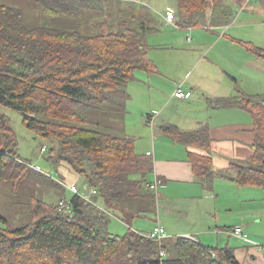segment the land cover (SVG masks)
<instances>
[{
	"label": "trees",
	"instance_id": "1",
	"mask_svg": "<svg viewBox=\"0 0 264 264\" xmlns=\"http://www.w3.org/2000/svg\"><path fill=\"white\" fill-rule=\"evenodd\" d=\"M37 1L44 15L64 14L67 28L31 26L22 9L0 0V186L5 182L18 193L22 183L33 181L30 162L18 154L11 118L2 110L9 107L22 111L24 123L46 141L42 151H48L56 168L68 162L84 175L83 187L97 192L81 196L61 177L56 180L58 197L33 192L26 203L12 201L23 211L15 217L0 213V264H242L232 246L206 245L187 235L158 242L132 228L122 235L109 230L114 216L131 224L137 216H147L145 200L152 207L159 198L148 185L151 157L137 152L134 140L114 133L105 117L116 98L126 107L127 86L138 71L158 69L148 40L161 21L158 14L143 4L140 15L130 14L135 0ZM232 1L244 0H177V24H230L236 14ZM92 14L102 18L84 20ZM253 50L264 57V49ZM209 103L252 114L247 163L233 160L230 168L241 184L264 188V94L243 92L210 98ZM210 129L165 127L173 139L190 147L195 176L208 188L217 177ZM67 188L74 193L69 199ZM60 199L69 200V206L59 209Z\"/></svg>",
	"mask_w": 264,
	"mask_h": 264
},
{
	"label": "crops",
	"instance_id": "2",
	"mask_svg": "<svg viewBox=\"0 0 264 264\" xmlns=\"http://www.w3.org/2000/svg\"><path fill=\"white\" fill-rule=\"evenodd\" d=\"M232 4L235 6L236 14L230 24L217 28L199 27L206 31L203 40L199 41L195 36L191 38L187 35L188 41L181 48H177L178 53L169 51L165 55H159L158 48L167 50L169 47L151 44V51L154 52L152 58L158 63L156 64L158 69L151 73L138 71L129 92L132 102L136 103L139 97H142L141 101L144 103L147 101L141 112H147L148 115L142 116L137 127L133 117H122L132 134L124 131L125 123L122 120L114 131L119 130L118 135H126L134 140L136 151L140 154L152 151L148 156L153 163V169L149 172L153 180L149 181L153 182L159 178V184H163L160 195L164 199H184L182 208L176 206L178 214L181 212L188 218L191 209L196 208L197 202L204 203L200 215L194 214V219H190L192 223L187 229L171 228L169 231L159 220V223L167 228L168 237L180 234L196 237L206 245L232 246L242 264H264V195L257 200L258 192L248 191L254 190L251 188L254 186L245 185L250 187L239 189L233 183L232 196L236 201L232 202L229 199L220 202L215 188L210 192L208 187L202 186L204 183L197 180L190 161V147L173 139L165 131L168 125H176L186 131L195 130L203 125L209 126L213 140V165L216 169L230 168L233 160H239V157L244 158L251 153L250 143L253 141L254 127L252 114L239 107L214 108L209 103L210 98L230 97L243 92L264 94V57L253 50L254 47L264 49V0H251L247 3L232 1ZM158 16L161 20L159 26L170 23L169 25L175 28L197 30L193 26L184 27L179 23L175 25L169 22L163 13ZM151 39V34H148L149 42ZM212 51L215 58L221 56L227 62L220 63L210 57ZM193 53L194 62L187 64L186 61L192 58ZM159 56L163 57V64L160 63ZM206 61L209 66L203 64ZM197 71L198 77L193 78ZM162 79L168 83L166 89ZM178 87L184 90V97L175 95ZM138 107L141 106L138 104L131 106L132 110ZM165 109L167 112H164ZM157 110V114H154ZM140 126L143 128L142 131L137 129ZM60 169L67 183L72 184L76 181L75 178H78L77 172L68 162L62 161L57 170L61 172ZM234 173L236 174L232 171L230 175L233 176ZM234 180L227 176L224 179V187L228 186L226 182ZM173 190L177 192L172 193ZM204 198L210 199L203 201ZM171 209L172 211H169L166 208V214H171L173 208ZM223 209H236L234 217H222L220 212ZM238 224L244 226L247 238L232 233L231 229ZM213 226L217 231L212 232ZM224 226L229 235L221 230Z\"/></svg>",
	"mask_w": 264,
	"mask_h": 264
},
{
	"label": "rangeland",
	"instance_id": "3",
	"mask_svg": "<svg viewBox=\"0 0 264 264\" xmlns=\"http://www.w3.org/2000/svg\"><path fill=\"white\" fill-rule=\"evenodd\" d=\"M4 2H6L9 5L18 7L20 9H22L25 13L26 16V20L28 24H31V26H38V25H49L52 27H60V28H67L65 25V18H64V14H60V15H44L43 11L40 9V5L39 2L37 0H2ZM134 1V0H131ZM138 3L141 4H134V8L133 10L130 12V14H137L140 15L141 12V7H143V5H148L146 7V9H148L149 11L154 12L155 14L160 15V13H164L165 10L167 9L168 6L173 7L174 9H177V0H135ZM134 1V2H135ZM245 1V0H244ZM106 3L108 4H112L113 0H106ZM143 4V5H142ZM145 7V6H144ZM149 7V8H148ZM152 8V10H150ZM134 9H136L134 11ZM91 11L86 12V15L88 13H90ZM129 13V12H128ZM97 18H102L101 14H92L91 16H85L84 20H91V19H97ZM178 18V16H177ZM47 19V20H46ZM73 19L71 17H67L66 18V22L71 23ZM113 22L116 23V19H112ZM179 21V20H178ZM170 23H164L160 26H158L157 30H153L151 31L149 34H151V44H158L159 47H169L167 48V50L165 48H158L159 50H157L159 55H165L167 53H169V51H173V53H178L179 50H177V48H181L183 46V44L187 43V35H189L191 38L192 36H195L197 38V40L202 41L205 35V30L203 28H199L196 27L195 29L197 30H192L191 29H183V28H175L171 25H169ZM182 31H185L184 33ZM195 31V32H194ZM205 31V32H204ZM194 32V34H193ZM196 42V41H195ZM176 47V48H175ZM171 49V50H169ZM194 55L195 53H193L192 58L188 59L186 61L187 64H192L194 62ZM150 56L153 57L154 56V52L150 51ZM210 57H212L213 59L217 60L220 63H223V61L227 62L225 59H223L221 56H217V58H215V54L212 51L209 54ZM220 57V58H219ZM154 58V57H153ZM152 58V59H153ZM154 60V59H153ZM159 60L160 63L163 62V57L159 56ZM155 61V60H154ZM156 62V61H155ZM159 63V64H160ZM156 64H158L156 62ZM163 64V63H162ZM203 64H208V66L210 65L209 63L204 62ZM173 67V65H171ZM199 74V71H197L194 75L193 78H197ZM166 77V76H165ZM215 78H217L215 76ZM164 82V87L165 89L168 87V83L167 81L163 80ZM132 81L129 82L128 84V90L130 92V85H131ZM189 91H186V93H188ZM144 97V96H143ZM142 100V97H139L137 99V102H132V100L130 98L127 99V103H126V107H125V102H124V106L122 107V102L120 98H116L114 101L110 102L109 106V112L105 115L106 118L110 119L111 125L114 129H117L120 126L121 120L122 118H120L118 115L120 113L125 112V114H123L124 118L127 117H133L134 118V122H136V126L140 125L139 123L141 122L142 116L147 117L148 113H142V109H144V106L147 105V101L146 103H144ZM134 104H138L141 107H138L137 109L132 110L131 106ZM2 110L4 112H6L9 117L11 118V124L13 129L17 132L18 135V154L19 156L25 160V161H29L32 167V178L33 181H26L24 183L21 184L19 192L15 193L13 192L12 185L10 184H5V182L1 183L0 186V213L5 214L7 216H11V217H15L17 215H20V213L23 210H20V208H18V206L12 204V201H17V200H23L22 203H26L31 197L30 194L35 192V194H37L38 196L42 197V198H47V194L49 192H55V197L59 196V189H58V182L56 180H60L59 178L61 177H65L63 175V172L61 170L58 171L56 166L53 165L49 160H48V156L49 153L48 151H42V147L45 145L43 143H46V141L44 139H42L41 137H38L37 134L34 132V130H32L30 127H28L25 123H24V117L25 114L20 111V110H16L13 108H9V107H3ZM158 110L156 112H154V114H157ZM164 112H167V109H165ZM122 116V117H123ZM123 121V120H122ZM123 123H125L123 121ZM112 129V130H114ZM128 126L125 123V127H124V131L126 133L132 134L131 132L128 131ZM137 129H139V131H142L143 128L142 126L138 127ZM158 130V128H157ZM150 131H151V127H150ZM120 131L116 130L114 131V133L118 134ZM138 134V133H137ZM146 135V134H144ZM142 135V136H144ZM126 136V135H125ZM240 159V163L242 164H246L247 162L245 161V157H239ZM34 165V166H33ZM216 174L217 177L213 180L211 187L209 188L210 192L214 191L215 188V193L218 194L217 199H219L220 202H226L227 200L231 199L232 202L236 201L235 198H233L232 194L233 190H232V186L233 183H235L236 188L239 189H246V187H250V186H245V184H241L240 182H238L237 180H234L233 182H226L228 185L227 187H224V179L228 177H234V175H230L232 173V171H235V169H231V168H227V169H216ZM35 171V172H33ZM78 178H75L76 181L73 182L70 186L72 185H78V187L80 189L83 188V186H85V177L82 174L77 173ZM149 180H153V176L151 173H148ZM68 179V178H66ZM219 179V181L217 182V180ZM157 181L158 185L157 188H150L151 192L155 193L158 195V199H153V206L151 207L150 205V200L147 199L145 200V202L143 204L144 208L147 209L146 213L147 216H137L136 218H134L131 222V224L126 223L125 221H123L122 219H120L117 216H114L109 224V230L111 232H113L114 234L117 235H122L125 232H127L129 230V228L135 229L137 231H140L142 233H148L150 232L156 225L159 224V220L162 221L166 227H168V230L170 231L171 228L173 230H176L175 228H180V229H187L188 226H190V224L192 222H190V219H194V214L196 215H200L201 211L204 208V203H199L197 202L196 204V208H192L191 209V214L190 216L187 218L186 216H183L181 212H179V214L177 213V208L176 206H179L182 208L183 205V200L184 199H171V198H166L164 199L161 195H160V191H161V187L163 186V184H159V178L155 179L153 182ZM69 184V183H68ZM223 185V186H220ZM202 186L205 188V185L202 184ZM254 187V190H251L249 188L248 191H257L258 195H257V200H260L262 198V195H264V188L260 187V186H256V185H252ZM207 187V186H206ZM66 190V196L69 199L71 197V195H73L74 193L71 192L68 188L65 189ZM176 190H173L172 193H176ZM210 198H204L203 201L208 200ZM64 200V199H60L59 201ZM67 201V200H66ZM210 201V200H209ZM100 204H102V202H99ZM157 203V204H156ZM142 205V202H141ZM157 205H158V212H157ZM59 209H61V205L59 202ZM166 208L169 211H172L171 208H173V212L171 214H166ZM188 208V205L186 204V209ZM236 212L235 210H225L223 209L220 214L222 217L224 218H233L235 215L234 213ZM160 216V218H159ZM167 229V228H166ZM212 232L217 231L216 227L213 226L212 227ZM221 230L226 234L229 235V232L226 228V226H224L223 228H221ZM223 233V234H224ZM224 234V235H225ZM180 234H176L175 236H179ZM174 235H171V237H173ZM168 237V235H166V237L162 238V239H166ZM158 242L162 241V239H158Z\"/></svg>",
	"mask_w": 264,
	"mask_h": 264
},
{
	"label": "built area",
	"instance_id": "4",
	"mask_svg": "<svg viewBox=\"0 0 264 264\" xmlns=\"http://www.w3.org/2000/svg\"><path fill=\"white\" fill-rule=\"evenodd\" d=\"M248 1L251 0H245V3H247ZM165 15V17L167 18V20L171 23H174L175 25H179L177 24V15H176V11L173 7H168L167 10L163 13ZM175 95L179 96V97H184L185 93L184 90L181 87H178V89L175 91ZM45 148V147H44ZM152 151H148V154H151ZM158 182H152L150 183V186L152 188H157ZM71 189L74 193H77L81 196H88L86 195L79 187L78 185H72ZM91 192L96 193L97 190L96 189H91ZM70 201L69 200H61L60 201V205L61 208L63 207H68L69 206ZM64 209V208H63ZM232 230V233L235 235H238L239 237H243V238H247V232L244 229V226L242 224H238L235 225V227ZM145 235L151 237V238H158V239H162L164 237H166L167 232L165 229V226L162 223H159L158 225H156L150 232L146 233ZM161 254H163V251L161 252Z\"/></svg>",
	"mask_w": 264,
	"mask_h": 264
},
{
	"label": "water",
	"instance_id": "5",
	"mask_svg": "<svg viewBox=\"0 0 264 264\" xmlns=\"http://www.w3.org/2000/svg\"><path fill=\"white\" fill-rule=\"evenodd\" d=\"M230 178V177H229ZM236 177H231L230 179L234 180ZM92 187L90 185H87L86 187H83L82 191L89 195L91 193Z\"/></svg>",
	"mask_w": 264,
	"mask_h": 264
},
{
	"label": "clouds",
	"instance_id": "6",
	"mask_svg": "<svg viewBox=\"0 0 264 264\" xmlns=\"http://www.w3.org/2000/svg\"><path fill=\"white\" fill-rule=\"evenodd\" d=\"M150 183H152V182H150ZM150 183H148L149 186H150ZM150 188H152V187L150 186ZM61 209H63V208H61ZM143 234H146V233H143Z\"/></svg>",
	"mask_w": 264,
	"mask_h": 264
}]
</instances>
